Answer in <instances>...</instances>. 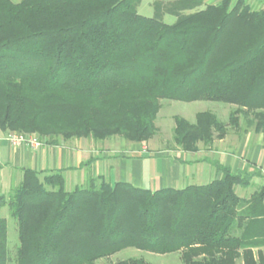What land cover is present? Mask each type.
Wrapping results in <instances>:
<instances>
[{
	"label": "trees",
	"instance_id": "1",
	"mask_svg": "<svg viewBox=\"0 0 264 264\" xmlns=\"http://www.w3.org/2000/svg\"><path fill=\"white\" fill-rule=\"evenodd\" d=\"M0 0V130L55 144L122 137L148 143L161 101L237 106L229 124L211 112L175 116L185 152L211 146L251 113L264 135V10L245 0ZM165 15L175 17L167 24ZM35 135V136H36ZM184 189L150 190L102 176L69 191L63 171L23 170L0 193L16 221L15 264H96L128 248L180 253L182 264H264V186L245 200L256 168ZM8 222L0 218V264H8ZM114 264H147L131 258Z\"/></svg>",
	"mask_w": 264,
	"mask_h": 264
},
{
	"label": "crops",
	"instance_id": "2",
	"mask_svg": "<svg viewBox=\"0 0 264 264\" xmlns=\"http://www.w3.org/2000/svg\"><path fill=\"white\" fill-rule=\"evenodd\" d=\"M163 1V0H158ZM156 2V1H155ZM252 10H264V0H245ZM200 144L195 152L180 148H156L149 143L128 144L122 140L105 144L83 138L38 148L13 145L0 130V192L12 190L23 170L63 171L67 190L84 186L90 177L102 176L110 184L127 182L153 191L200 186L221 177L218 166L242 171L256 168L264 175V135L248 131L235 145ZM134 143V142H132Z\"/></svg>",
	"mask_w": 264,
	"mask_h": 264
},
{
	"label": "rangeland",
	"instance_id": "3",
	"mask_svg": "<svg viewBox=\"0 0 264 264\" xmlns=\"http://www.w3.org/2000/svg\"><path fill=\"white\" fill-rule=\"evenodd\" d=\"M13 2H20L21 0H12ZM158 0H142L139 4L137 11L140 15L145 17H153L154 16V2ZM164 2H172L175 0H163ZM221 2V0H202V6L200 9L205 8L208 5H217ZM164 22L167 24H172L175 22V17L171 15H165L163 18ZM237 110V106L219 103V102H211V101H196L192 103H184L178 101H169L162 100L161 101V110L158 114L156 126L157 132L154 137L148 142L150 145L156 148H178L173 140V130L175 127V116L182 117L188 120L191 123H195L196 115L201 112H211L215 114L218 119L225 123L229 124V118L231 113ZM239 122L240 126L238 128L232 127L228 125L227 127V135L223 139H216L214 142H223V146L226 145H235L245 133L248 131L256 132V120L255 117L251 114H239ZM19 133V132H10V134ZM24 134V133H20ZM36 135V134H34ZM37 136V135H36ZM118 141L122 140L124 143L135 144L130 141H126L122 137H115L110 139V141ZM61 142H63L61 140ZM106 142H98V144H105ZM200 144L198 143V148ZM214 144V143H213ZM212 144V145H213ZM264 186V175L261 174L260 177H255L252 180V185L248 188L236 187L237 195L242 199H249L254 192L258 190L259 187ZM11 190L3 192V194L8 195ZM2 193V192H0ZM0 218H4L8 222V248H9V261L8 264H15L16 258V249L19 246L18 240V232H17V224L16 221L10 216V210L8 206L2 208L0 212ZM131 258L136 259H144L147 264H182L180 253H174L170 255H155L148 252L139 251L135 248H128L115 255H112L107 258H103L98 260L96 264H114L118 261H123Z\"/></svg>",
	"mask_w": 264,
	"mask_h": 264
},
{
	"label": "built area",
	"instance_id": "4",
	"mask_svg": "<svg viewBox=\"0 0 264 264\" xmlns=\"http://www.w3.org/2000/svg\"><path fill=\"white\" fill-rule=\"evenodd\" d=\"M8 141L13 145H27L38 148L43 143L35 135L13 133L8 135Z\"/></svg>",
	"mask_w": 264,
	"mask_h": 264
}]
</instances>
